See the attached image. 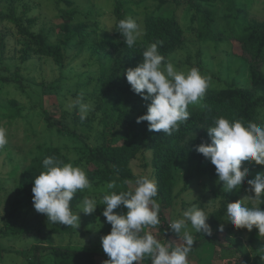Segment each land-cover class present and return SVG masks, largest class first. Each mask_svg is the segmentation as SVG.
Listing matches in <instances>:
<instances>
[{
  "label": "rangeland",
  "instance_id": "obj_1",
  "mask_svg": "<svg viewBox=\"0 0 264 264\" xmlns=\"http://www.w3.org/2000/svg\"><path fill=\"white\" fill-rule=\"evenodd\" d=\"M114 1L74 0L72 10L77 11V21L87 23L92 26L91 29L94 27L96 29L89 30L91 34L86 38L87 43L84 46L76 42L64 50L66 61L63 71L58 70L50 58H39L33 55L31 59L23 62L21 56L26 39L18 33V29L10 21L0 20V126L7 129L8 137V144L0 149V229L5 227V215L12 203L18 178L31 159L40 153V147L58 146L71 159L78 160L83 153L77 150V147L82 148L88 144L96 146L102 144L108 135H114V138L119 136L117 131L108 127L110 123L104 122L107 119L108 107L111 105L106 103L100 110H96L101 92L98 91L97 56H93L94 48L100 42L113 39ZM122 1L126 18L135 19L144 32L145 15L148 10L156 8L161 0ZM245 1L248 5L247 22L250 24L264 22V0ZM7 5L0 1L1 14L7 13ZM16 6L17 15L24 17L26 26L27 19L34 21L32 31L35 33L45 31L51 36L53 42L66 39L65 34L56 28L57 23L60 22L61 10L68 8L65 4L58 5L53 0H21ZM29 7L27 14L22 16L24 8ZM162 8L166 12H176L187 37L186 44L169 56V60L173 62L177 70L187 71L193 67L198 68L203 75L211 78L210 84L213 87L250 86V73L244 62L234 55L237 51L234 44L227 40L218 43L198 40L197 34L200 27H205L207 24L205 23L206 13L203 12L205 10L215 13L213 30L224 32L232 25L227 16L229 12L221 2L201 4V10L196 14V22L192 19L194 12L188 11L185 5L177 6L175 3H167ZM16 77L19 82H14ZM3 79L9 80L4 87L1 85ZM81 93L84 95L85 102L90 105L87 118L84 120L80 119L78 109L67 108L70 98L74 99ZM14 101L18 104L15 108L11 103ZM145 107L146 104L143 101H136L130 110L136 111ZM16 109L20 113L12 116ZM262 111L264 112V107ZM105 131L107 134L103 135ZM122 143V141L118 142L120 145ZM150 162L149 153L141 154L133 162L132 168L137 177L143 175L153 179ZM182 166L183 168L177 172L175 192L178 196L173 211H168L169 224L173 220L183 218L185 210L192 206L198 207L200 203L205 206L207 214L211 213L225 200L222 194L216 197L215 192L221 190L223 194H227V191L223 189L224 185L219 182V177L210 176V173H204L197 166H190L187 162H184ZM203 166L208 167L209 163ZM80 167L86 171V162L83 161ZM259 173H264V170ZM92 185L91 190L85 189V197L94 198L98 204L108 193L103 188L104 185ZM234 191H242L235 201L243 200L250 195L254 196L247 192L244 184L239 190L234 189L232 192ZM244 203L251 205L247 200ZM255 206L264 209V204L261 202H257ZM82 209L83 202L77 208L76 214ZM127 211L123 205L115 209V213L120 215L126 214ZM41 217V222L36 225L34 233L22 237L0 235V264H28L30 249L37 245L103 252L101 238L110 234L112 228L106 219L97 218L95 212L91 215L81 212L78 229L72 227L71 233L64 235L51 234L49 227L46 226V215L41 214ZM31 218L32 215L29 213L23 215L22 219L26 221ZM225 227L232 229L242 238L251 255L255 254V250L249 244L247 229L235 228L228 216L225 218ZM169 231L166 232L163 227L157 225L146 227L141 235L147 232L164 243L178 241L179 237L171 229ZM189 231L194 237L196 232L191 229L190 224ZM219 233L221 235L219 245L201 242L196 245L198 240L194 239L195 246L189 254L188 264H231L228 260L235 259L238 255L233 249L228 248V242L223 236L226 231L222 230ZM260 249H262V264H264V237ZM39 253L40 259L45 264H52L49 251L42 249ZM147 262H150V259L140 261L139 264Z\"/></svg>",
  "mask_w": 264,
  "mask_h": 264
},
{
  "label": "trees",
  "instance_id": "obj_2",
  "mask_svg": "<svg viewBox=\"0 0 264 264\" xmlns=\"http://www.w3.org/2000/svg\"><path fill=\"white\" fill-rule=\"evenodd\" d=\"M0 1L8 4L7 13L4 15L0 13V20L2 22L10 21L18 29V33L26 39L21 56L23 62L31 59L33 55L39 58H50L58 70L63 71L66 61L64 50L70 44L76 42L84 46L87 43L86 38L91 34L89 30L96 29L95 27L91 29L92 26L87 23L77 21V11L72 10L75 4L74 0H53L58 5L63 3L68 7L61 10L60 22L56 25V28L65 34L66 39L53 42L51 36L45 31L39 33L32 31L35 25L33 20L27 19L28 25L26 26L24 17L17 15L16 4L21 0ZM114 2L113 39L100 42L94 48L93 56H97L98 91L101 92L100 102L96 110H100L103 104L111 105L108 107L107 119L104 122L106 124L110 123L111 125L107 126L111 127L113 131H117L116 133L119 136L114 138V135H108L102 144L96 146L88 144L82 148L77 147V150L83 153L78 160L71 159L58 146L44 145L40 147V153L31 159L29 165L18 178L12 203L5 215V227L0 229V235L3 237H22L34 233L36 225L41 222V214L35 210L33 205L32 188L34 187L35 178L42 171H45L42 164L44 158L52 156L63 160L65 163H73L75 166H80L85 161L87 164L86 173L92 184L96 186L104 185L103 188L107 193L111 191L119 193L120 191L135 190V181L143 175L137 177L132 164L141 154L145 153L150 154L152 176L158 187V195L155 198L161 208L160 224L158 226L163 227L166 232H170V214H168V211H173L178 196L175 192L177 172L183 168L182 164L187 162L190 166H197L204 173H210V176L218 177L216 168L210 159L205 158L203 154L196 151L201 144H211L207 128L213 126L214 119L223 116L230 121L243 120L245 123L264 124V112L262 111L264 107V22L251 24L247 22L248 5L245 0H161L156 8L148 10L144 18V36L132 48L126 46L117 27L120 20L126 19L124 2L122 0H115ZM217 2H221L227 8L229 12L227 16L232 25L224 32L213 30L212 24L215 13L205 10L203 12L206 13L205 23L207 24L205 27H200L197 34L198 40L215 43L227 40L234 44L237 47L234 55L244 62L250 73V86L213 87L210 84L203 100L197 105L189 106L190 119L180 126L179 131L174 132L171 136L163 132L149 131L148 122L137 123V118L147 114V107L151 101H145L131 89L124 72L129 68L137 67L142 62V52L150 43L162 42L159 51L167 60H169L171 54L177 52L186 44L185 30L176 12H166L162 8L164 5L167 3H175L177 6L185 5L188 11L194 12L192 19L193 22H196V14L201 10V4H215ZM29 9L30 7L24 8L22 16H25ZM3 46L2 42V49ZM4 70L7 71L6 67H4ZM14 82H19L18 77L14 79ZM5 83H9V80H1L2 87L5 86ZM136 101H143L146 107L131 111L130 108L134 106ZM11 103L14 105L13 108L18 105L15 101ZM19 113L20 111L16 109L12 116ZM111 120H115V122H111ZM105 134H107L106 131L103 135ZM119 141L123 143L120 145L118 144ZM208 163V167L203 166ZM244 167H247L250 173L243 183L247 192H249L247 180L253 179L255 175L264 170V165H256L254 162L245 161L242 164V170ZM110 182H115L116 188L107 189L106 185ZM241 192L234 191L227 192V194H223L221 190L215 192L216 197L222 194L225 200L221 202L222 204L218 209L206 213L209 216L207 223L211 226L213 234L208 236L207 234L195 233L194 239L198 240L195 244H221L219 232L222 228L226 231L223 236L228 242V248L233 249L238 255L235 259L228 260L229 263L262 264V249H260V246L264 235L261 236L259 230L255 227L249 232V244L255 250V254L251 255L242 238L237 236L232 229L225 227L227 204L234 202L241 195ZM85 193V190L83 192L78 191L71 202L74 213H77V208L82 204ZM251 194L254 195V193ZM261 199L264 200V195ZM198 208L206 212L203 204L200 203ZM104 210L101 200L97 204L95 216L106 219L102 215ZM29 213L32 215L31 220L23 221V215ZM46 226L49 227L51 234H69L72 229L70 226L51 223L47 220V217ZM42 249L49 251L52 264H104L109 259L104 251L92 252L37 245L30 249L28 264H45L39 257V252ZM145 264H151V261Z\"/></svg>",
  "mask_w": 264,
  "mask_h": 264
},
{
  "label": "clouds",
  "instance_id": "obj_3",
  "mask_svg": "<svg viewBox=\"0 0 264 264\" xmlns=\"http://www.w3.org/2000/svg\"><path fill=\"white\" fill-rule=\"evenodd\" d=\"M128 48H132L144 35L141 25L135 19H122L117 25ZM162 42L150 43L142 52L143 60L135 68L124 72L131 89L145 101H151L147 114L137 118V123L148 122L149 131L163 132L171 136L179 131L182 124L190 119L189 106L199 104L210 87L211 78L203 75L198 68L187 71L177 70L171 60H167L159 51ZM68 109L76 108L80 119L87 118L90 105L85 102L83 93L70 98ZM211 144H201L196 151L210 159L216 168L219 182L224 190L231 193L239 190L249 169L242 164L245 161L264 165V124L243 120H232L221 116L215 118L213 126L207 128ZM8 144L7 129L0 126V149ZM45 171L34 180L33 205L35 210L44 214L51 223L80 227V213L93 214L97 209L94 198L83 199L80 213L73 212L71 202L77 192L92 189L86 171L73 163L49 156L42 161ZM131 183V182H129ZM248 191L254 196L227 204V216L237 229L253 228L264 235V209L255 206L264 194V173H258L255 179L247 180ZM134 191H111L102 198L104 211L111 233L101 238L102 248L107 254L104 264H139L150 259L151 264H188L189 254L194 246V237L189 231L211 236L212 229L207 223L209 216L196 206L183 212V218L173 220L169 228L178 237V241L162 242L157 237L142 231L146 227L160 224V204L157 199L158 187L153 179L141 176L135 181ZM107 189L116 188L115 182L106 185ZM251 203L248 206L244 203ZM123 205L128 211L120 215L114 212ZM223 230L222 228L220 229Z\"/></svg>",
  "mask_w": 264,
  "mask_h": 264
}]
</instances>
